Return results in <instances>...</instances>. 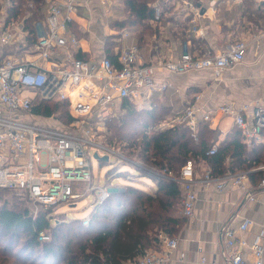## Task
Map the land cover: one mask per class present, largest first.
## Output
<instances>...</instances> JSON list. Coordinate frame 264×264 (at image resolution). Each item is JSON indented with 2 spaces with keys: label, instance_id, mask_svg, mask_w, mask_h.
Listing matches in <instances>:
<instances>
[{
  "label": "built area",
  "instance_id": "1",
  "mask_svg": "<svg viewBox=\"0 0 264 264\" xmlns=\"http://www.w3.org/2000/svg\"><path fill=\"white\" fill-rule=\"evenodd\" d=\"M83 1L42 0L43 18L33 21L29 31L22 20L6 17L7 1L0 0V44L19 43L20 49L21 44L26 45L27 36L34 39L27 50L28 58L9 55L0 59V188L24 197L36 208L53 209V216L58 214L59 204L73 207L82 197L77 192L79 185H84L87 194L98 189L94 201L100 202L108 195L105 184L93 183L90 151L100 156L114 155L126 159L118 149L95 140L93 121L116 115L123 99L138 107L146 106L150 94L161 91L166 85L155 82L157 68L173 73L209 69L216 78L223 70L244 60L249 42L247 36H243L213 53L196 54L184 49L176 58H158L154 63L139 61L136 44L119 49L115 62L104 54L84 59L69 50V47L77 46V39L75 35H67L72 14ZM98 2L106 5L109 1ZM185 4L193 9L191 31L198 38L203 34L196 20L202 6L192 1ZM155 9V18H158L160 12L157 7ZM250 38L255 42L264 41V30L251 34ZM61 52L64 58L58 60ZM46 62L49 66L44 64ZM34 99L66 101L72 122L65 127L57 122L47 123L46 120H56L53 116L33 114L31 104ZM200 101L201 94H194L177 119L191 130L194 138L197 123L210 120L216 112L233 118L244 142L249 144L259 138L264 127V108L259 104L250 109L248 103L236 107L224 102L203 110ZM215 151L214 144L207 154ZM41 153L46 154L45 165L40 164ZM257 171L262 173L258 186L264 187L263 163L219 176H213L209 169H205L199 180L205 186L213 184L218 192L236 187L248 194L249 172ZM164 172L165 177L176 180L180 186L181 214L192 217L197 201L193 162L187 160L176 174ZM248 198L254 200L255 196L249 193ZM31 212L34 215L37 210ZM87 223L85 216L82 224ZM254 223L245 217L224 229L227 257L222 264H264V226L250 240L242 235ZM38 238L48 239L43 232ZM156 241L158 248L144 249L140 256L121 264H167L171 250L177 246V238L160 230L156 233Z\"/></svg>",
  "mask_w": 264,
  "mask_h": 264
},
{
  "label": "trees",
  "instance_id": "2",
  "mask_svg": "<svg viewBox=\"0 0 264 264\" xmlns=\"http://www.w3.org/2000/svg\"><path fill=\"white\" fill-rule=\"evenodd\" d=\"M6 1L5 14L8 19L19 14L25 1L37 2V14L28 5L25 10L30 12L20 19L29 31L33 21L43 18L38 11L41 0ZM153 1L123 0L127 17L121 26L128 29L146 26L147 20L154 16L150 6ZM243 1L246 20L264 27L259 23L260 20L264 21V3L254 7L253 0ZM75 56L79 57L78 54ZM107 56L113 59L111 55ZM152 103L150 109H140L128 99H123L117 123H113L115 116L104 120L108 133L112 134L109 141H125V147L136 146L139 141L140 152L136 154L154 165L164 167L166 171L174 170L175 174L187 160L203 161L213 176L239 169L248 170L264 162V145H247L236 127L222 143L217 144L216 151L211 155L207 154V150L215 143L217 129L204 123H197L195 138L184 123L148 133L147 129L169 112L168 107L157 100L154 99ZM31 111L43 117L53 116L58 121L63 119L62 123L68 125L73 120L67 102L63 100L34 99ZM260 133L264 135V127ZM133 165L138 168V174L149 177L154 185L144 189L123 184L122 189L108 193L103 201H94L86 215V225L82 224V218L68 219L63 213L53 216V209H39L33 215L28 207L14 198L16 193L0 188V264H121L135 259L144 249L155 244L156 230L172 236L177 225L185 218L180 214L181 191L178 182L146 175L139 164ZM122 173L131 175L120 168L107 171L108 176ZM261 174L258 171L249 172V177L259 178ZM8 193H14L12 199L6 197ZM40 232L46 234L48 239L39 240Z\"/></svg>",
  "mask_w": 264,
  "mask_h": 264
},
{
  "label": "crops",
  "instance_id": "3",
  "mask_svg": "<svg viewBox=\"0 0 264 264\" xmlns=\"http://www.w3.org/2000/svg\"><path fill=\"white\" fill-rule=\"evenodd\" d=\"M186 1L202 6L200 16L196 20L202 27L203 34L198 38L191 31L193 9L186 6ZM253 2L256 7L264 3V0ZM120 6V3L107 6L101 5L98 0H84L72 14V20L68 25L67 35H75L77 39V46L69 47V50L84 59H94L103 54L111 55L115 62L119 49L136 44L139 61L154 63L158 58H176L184 49L201 54L213 53L222 50L240 37L247 36L249 40L244 60L223 70L216 78L209 69L173 73L157 68L155 82L166 84L165 88L153 91L147 105L143 107L135 105L137 108L150 109L154 99L168 107L169 112L161 123L165 127L179 123L177 120L179 114L194 94H201L203 110L212 109L224 102L236 107L248 103L250 109L254 104H259L264 108V41L255 42L250 38L251 34L260 33L264 27L261 28L246 20L243 0H154L150 3L154 12L153 18L147 20L144 27L130 29L121 26L127 17V11L122 9L123 7L119 8ZM96 7L101 9V14L113 9L119 14L113 16L109 23L106 19L96 17L94 13ZM156 7L160 12L158 18H155ZM97 12L99 13L98 9ZM259 23L264 26V21L260 20ZM25 42L26 45L21 44L20 49L19 43L8 46L0 44V59L9 55H15L20 59L28 58L30 38L26 37ZM13 47L14 51L10 50ZM63 58L64 53L61 52L57 59ZM44 64L49 66L48 62ZM121 112L122 109L114 116H119ZM46 122L53 123L49 120ZM230 122L232 124L227 128L226 125ZM200 123L217 129L214 143L216 146L236 127L231 116L217 112L211 115L210 120ZM242 141L244 142L243 138ZM251 143L264 145V135L260 133L259 138ZM194 166L196 171L194 187L197 193L194 215L190 218L185 217L172 234L178 242L176 248L171 250L167 264H222L227 257L223 231L228 225L237 223L245 217L254 220V225L242 233L248 240L264 226V187L258 186L260 177L252 179L248 177V194L254 195V200H250L246 192L236 187L218 192L213 184L205 186L199 180L203 171L210 169L209 166L201 160ZM151 247L158 248L157 241L146 249Z\"/></svg>",
  "mask_w": 264,
  "mask_h": 264
},
{
  "label": "rangeland",
  "instance_id": "4",
  "mask_svg": "<svg viewBox=\"0 0 264 264\" xmlns=\"http://www.w3.org/2000/svg\"><path fill=\"white\" fill-rule=\"evenodd\" d=\"M108 1L109 2L107 4V6L108 5L110 6L113 4L118 5L120 3L121 6L119 8L123 7V4H122L123 0H108ZM29 2L25 1L23 3L25 5L21 6L19 14H17L16 16H12V19L14 21H20V19L24 15H26V13L30 12V11L25 10L26 9L25 6L27 7L28 5H29V8L31 9V11H33V13L37 14V2L36 3H34V2L29 3ZM5 9H6V7H5ZM95 9H96V12H94V13H95L96 17H98V19L99 18L106 19V21H109V23L111 22L113 16L119 14L114 9L108 11V13H106V14H101L100 8L96 7ZM97 9H98L99 13L97 12ZM38 11H39V14L40 13L43 14V12H44V5L42 3V0H41V4L38 7ZM99 15H100V17H99ZM36 18H37V16H36ZM14 48L15 47L10 48V50L14 51ZM19 52L20 51H17V53H19ZM117 119L118 118L116 117V119L114 120L113 123H117L116 122ZM162 119L163 118H160V120H156L154 125L150 129H147L148 133H152V132H155V131H158L160 129L165 128V126L161 124L163 122ZM55 120L56 121H53V122L59 123L60 126L65 127L68 125V123H62V121H64L63 119H60L61 122L58 121V119H55ZM93 122H94L93 133H94L95 140L101 141L103 144H106L112 148L114 147V148L118 149V151L122 155H124L126 158V159H121L120 157L110 155L108 157L107 161H101V160H99L93 156L94 151H90V163H91V171H92V175H93V183L94 184L98 183L100 186H103L105 184V186H107L108 193L115 192L117 190L122 189L123 184H130V185H134V186L144 188V189L147 188V186L154 185L153 181L149 177L142 176L141 174H138L139 170L136 166L133 165L134 163L139 164L143 168V170L145 171L144 174H146V175L150 174L155 178H167L163 174V173H165L164 167H159L157 165H154L153 163L143 159L140 155L136 154V153L140 152V148L138 147L139 141H137L136 146H133V147H125L124 146L126 144L125 141L113 140L112 142H110L109 138H111L112 134L108 133V131L106 129L107 127H106V125H104L105 124L104 120H100V121L95 120ZM231 124H232V122H230L228 125H226L227 128H229L231 126ZM111 129H112V127H111ZM114 141H115V143H114ZM39 160H40L41 165H45L46 164V154L41 153ZM194 164H197V162H194ZM116 168H120L121 170H127L131 175L130 176L128 175L129 177L126 175V173L114 174L112 176L107 175L108 170L110 172H112ZM172 174H175L174 170H172ZM117 175H120V176L117 177ZM132 175H137V176H132ZM97 179L99 180L98 182H97ZM97 191H98V189H95L94 192H89L87 194L85 191L84 185H79L77 187V192H79L82 197L75 201V205L73 207H70L66 203L59 204L57 206V213H63L65 215V217L68 219L82 218V217L86 216L92 207V202L95 199V194H97ZM12 194H14V193H8L6 195V197H9L12 199ZM14 195H15L14 198L17 201H20L23 206L28 207L30 209V211H35V210L38 211L39 210L38 207L36 208L29 201H27L24 197H22L20 195L18 196L16 194H14ZM103 200H101V201H103ZM158 231H160V230H156V233Z\"/></svg>",
  "mask_w": 264,
  "mask_h": 264
},
{
  "label": "water",
  "instance_id": "5",
  "mask_svg": "<svg viewBox=\"0 0 264 264\" xmlns=\"http://www.w3.org/2000/svg\"><path fill=\"white\" fill-rule=\"evenodd\" d=\"M93 156L101 161H107L108 160V156L107 155H97V153H94Z\"/></svg>",
  "mask_w": 264,
  "mask_h": 264
}]
</instances>
